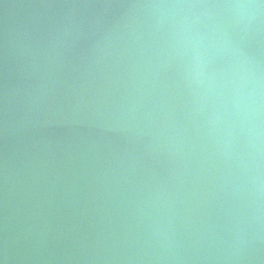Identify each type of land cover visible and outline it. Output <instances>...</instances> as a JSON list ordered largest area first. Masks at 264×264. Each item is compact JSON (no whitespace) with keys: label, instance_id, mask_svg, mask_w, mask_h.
<instances>
[{"label":"water","instance_id":"95a60500","mask_svg":"<svg viewBox=\"0 0 264 264\" xmlns=\"http://www.w3.org/2000/svg\"><path fill=\"white\" fill-rule=\"evenodd\" d=\"M235 2L0 0V264H264V6Z\"/></svg>","mask_w":264,"mask_h":264},{"label":"clouds","instance_id":"9594fccd","mask_svg":"<svg viewBox=\"0 0 264 264\" xmlns=\"http://www.w3.org/2000/svg\"><path fill=\"white\" fill-rule=\"evenodd\" d=\"M222 6L232 8L240 14H244L247 13L249 10L258 9L264 6V0H260L258 4L251 2V0H237V2L235 3Z\"/></svg>","mask_w":264,"mask_h":264}]
</instances>
